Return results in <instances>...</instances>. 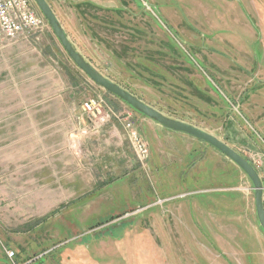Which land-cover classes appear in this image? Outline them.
Returning <instances> with one entry per match:
<instances>
[{"label": "rangeland", "instance_id": "rangeland-1", "mask_svg": "<svg viewBox=\"0 0 264 264\" xmlns=\"http://www.w3.org/2000/svg\"><path fill=\"white\" fill-rule=\"evenodd\" d=\"M84 1L47 3L94 67L224 141L264 184V0H91L105 10L82 15ZM50 28L0 43V150L23 128L39 154L37 170L20 165L26 177L0 163V264H264L246 174L198 139L156 131L76 68ZM88 100L101 104L94 119ZM113 113L135 121L147 161Z\"/></svg>", "mask_w": 264, "mask_h": 264}, {"label": "water", "instance_id": "water-1", "mask_svg": "<svg viewBox=\"0 0 264 264\" xmlns=\"http://www.w3.org/2000/svg\"><path fill=\"white\" fill-rule=\"evenodd\" d=\"M35 4L39 7L43 17L47 20L50 29L53 31L54 35L58 39L59 43L73 61V63L79 68L90 81L94 82L99 87L108 91L122 102L127 104L138 114L144 116L154 123L169 129L171 131L185 134L200 140L217 150L228 158L232 163H234L238 168L242 170L249 178L253 185V193L255 195V207L256 214L259 225L264 232V184L263 180L256 169L250 161L244 158L241 154L236 152L232 147L227 145L224 141H221L216 136L199 129L198 127L178 120L173 117L162 113L151 105H148L146 102L142 101L139 97L134 95L131 92H128L127 89L120 86L116 81L109 80L104 76L94 65L83 55V53L77 48L75 42H72L69 34L64 29L61 21L58 16H56L55 11L51 7L47 0H33Z\"/></svg>", "mask_w": 264, "mask_h": 264}, {"label": "built area", "instance_id": "built-area-1", "mask_svg": "<svg viewBox=\"0 0 264 264\" xmlns=\"http://www.w3.org/2000/svg\"><path fill=\"white\" fill-rule=\"evenodd\" d=\"M47 24L46 19L36 12L33 0H0V43L20 38L39 41ZM100 106L95 100H88L81 107L90 119H94L101 114ZM113 116L122 123L136 158L142 163L147 161L150 151L144 137L138 132L135 121L130 115L119 117L113 113ZM107 117L110 118V115ZM13 254H9V257H13Z\"/></svg>", "mask_w": 264, "mask_h": 264}, {"label": "crops", "instance_id": "crops-1", "mask_svg": "<svg viewBox=\"0 0 264 264\" xmlns=\"http://www.w3.org/2000/svg\"><path fill=\"white\" fill-rule=\"evenodd\" d=\"M89 1H91V0H89ZM89 1L88 2H85L84 1L85 3L83 5L82 4H79L80 5V8H82V11H79L77 9V6H75V10L78 11V12H80V14H82V15L86 14V11H87L86 8L87 7H90V8H94L95 7L98 10H105L103 7H99V6L96 7L94 5L95 3H92V2H89ZM100 1L105 2V3H102V4H106V1H104V0H100ZM49 4L51 5V3H49ZM51 7L53 8L52 5H51ZM53 10H54V8H53ZM54 11L56 13V10H54ZM56 16H58L57 13H56ZM261 115L264 116V112ZM105 120H106V123H108L109 120H111V118L106 117ZM151 122H152V124H154L152 126H156V131L158 130L157 128H160L158 131L164 130L162 126L154 123L153 121H151ZM254 122L256 124H259L260 126H262V124H264V118L263 119L258 118L256 120H254ZM21 129L19 131V133L20 132L21 133L18 135L19 136V140L17 142H15V143H13V144H11V145H9V146H7V147H5V148H3V149L0 150V163L2 165H4V166H10L11 165L10 162H13L15 165H19V167L17 168L18 169V171H17L18 173L17 174L18 175H21V176H24L23 174L27 171V167L26 166H20V165L22 163H25L28 159L33 160V161L35 160L34 161L35 162V165H36L35 166V169L37 170L39 168V165H38V162H37L38 161L39 154H38V149H37L38 148V144H35L34 146H30L29 144H27L28 138L25 136V129H23V128H21ZM161 132H163V131H161ZM171 134H181V133H177V132L175 133V132H173ZM170 136H172V135H170ZM180 136H183V137L184 136H187L188 137V135H185V134L180 135ZM189 138H191V137H189ZM118 148H120V147H118ZM28 150H29V155H30L29 157L26 155V153H27ZM120 150L121 149H118V151H120ZM15 152H20V153H17L18 154L17 155ZM24 177H26V176H24ZM28 185H30V184H26L24 186V188H21L20 190L15 189V188H12V191L14 193L17 192V191L27 192L26 187H28ZM33 196H34V199H35V202H36L37 206L40 208V206H42L41 192L37 189L33 193Z\"/></svg>", "mask_w": 264, "mask_h": 264}, {"label": "bare ground", "instance_id": "bare-ground-1", "mask_svg": "<svg viewBox=\"0 0 264 264\" xmlns=\"http://www.w3.org/2000/svg\"><path fill=\"white\" fill-rule=\"evenodd\" d=\"M76 149V148H75Z\"/></svg>", "mask_w": 264, "mask_h": 264}]
</instances>
